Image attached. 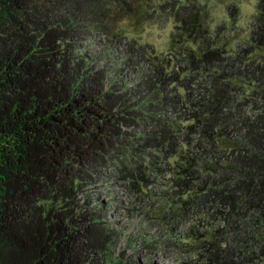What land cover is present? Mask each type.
<instances>
[{
	"label": "trees",
	"instance_id": "trees-1",
	"mask_svg": "<svg viewBox=\"0 0 264 264\" xmlns=\"http://www.w3.org/2000/svg\"><path fill=\"white\" fill-rule=\"evenodd\" d=\"M125 12L172 13L184 47L135 86L107 62L144 56L116 27ZM210 27L190 0H0V264H156L143 248L112 251L118 233L89 186L116 164L140 193L163 162L184 211L225 219L189 264H264V0L238 50ZM192 143L216 157L206 170Z\"/></svg>",
	"mask_w": 264,
	"mask_h": 264
},
{
	"label": "rangeland",
	"instance_id": "rangeland-1",
	"mask_svg": "<svg viewBox=\"0 0 264 264\" xmlns=\"http://www.w3.org/2000/svg\"><path fill=\"white\" fill-rule=\"evenodd\" d=\"M190 1L197 3L212 32L217 33L216 41L221 46L233 52L244 45L257 11V0ZM115 24L128 40L134 39L144 50V56L134 68L122 63V54H114L107 61L112 68L122 65V75L128 86H135L142 76L148 75L149 61L156 62L155 56L163 57L184 49L180 42L172 41V35L177 31L172 13L165 12L149 19L125 12ZM86 43L89 45L91 42ZM170 115L174 113L171 111ZM190 151L196 153V165L202 170L216 160L214 155L205 154L193 143ZM170 169L163 162L161 170L152 172L148 186L140 193L123 183L116 164L101 169L97 179L89 186L93 204L104 206L107 221L118 233L116 247L112 248L115 254L123 249L131 252L143 248L146 250L143 258L147 257L146 260H153L156 264H189L198 257L201 239L207 232L226 226L222 215L208 207L182 209L184 193L176 199L179 193L172 190L175 182ZM230 234L231 231L226 230V233L220 234V239L228 242ZM149 243H153L152 254L145 245Z\"/></svg>",
	"mask_w": 264,
	"mask_h": 264
}]
</instances>
